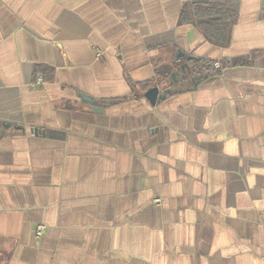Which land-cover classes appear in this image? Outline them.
<instances>
[{
    "label": "crops",
    "instance_id": "obj_1",
    "mask_svg": "<svg viewBox=\"0 0 264 264\" xmlns=\"http://www.w3.org/2000/svg\"><path fill=\"white\" fill-rule=\"evenodd\" d=\"M0 264H264V0H0Z\"/></svg>",
    "mask_w": 264,
    "mask_h": 264
},
{
    "label": "trees",
    "instance_id": "obj_2",
    "mask_svg": "<svg viewBox=\"0 0 264 264\" xmlns=\"http://www.w3.org/2000/svg\"><path fill=\"white\" fill-rule=\"evenodd\" d=\"M236 13L226 7L211 4H196L187 6L181 12L180 21L183 24H194L202 30L206 39L218 47H227L231 40V32L236 22ZM184 59H179V65L185 64ZM210 62L193 59L188 63L194 73L193 78H198L202 68H209ZM171 74H166L164 81L170 83ZM150 88H148L149 90Z\"/></svg>",
    "mask_w": 264,
    "mask_h": 264
},
{
    "label": "water",
    "instance_id": "obj_3",
    "mask_svg": "<svg viewBox=\"0 0 264 264\" xmlns=\"http://www.w3.org/2000/svg\"><path fill=\"white\" fill-rule=\"evenodd\" d=\"M179 58H182L184 56L183 53H179ZM193 60L192 57H187L186 61L191 62ZM194 76V73L190 70L188 63H185L183 65H179V68L177 71L171 73L170 77L172 82L171 84L175 83H183L182 87L186 90L184 83L189 82L192 80ZM170 94V92L166 93H161L160 89L158 87H153L150 88L146 93H145V99L151 104V106L155 107L159 101H164L167 98V95ZM81 98L83 101L88 103L90 105V109L102 113L103 109L97 108L95 106V102L90 99L89 97H86L84 95H81Z\"/></svg>",
    "mask_w": 264,
    "mask_h": 264
},
{
    "label": "built area",
    "instance_id": "obj_4",
    "mask_svg": "<svg viewBox=\"0 0 264 264\" xmlns=\"http://www.w3.org/2000/svg\"><path fill=\"white\" fill-rule=\"evenodd\" d=\"M214 67H215L216 69H221V68H222V67H221V64H220L219 62L215 63V64H214ZM42 83H43V79H42V78H39V79H38V84H42ZM156 202L158 203L159 201L157 200ZM43 231H44V226L39 225V226L37 227V230H36L37 237H41V236L43 235Z\"/></svg>",
    "mask_w": 264,
    "mask_h": 264
}]
</instances>
